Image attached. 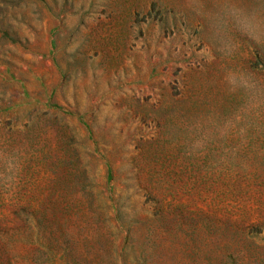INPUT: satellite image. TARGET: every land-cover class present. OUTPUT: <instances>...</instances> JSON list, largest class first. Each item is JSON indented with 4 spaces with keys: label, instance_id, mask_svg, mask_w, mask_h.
Returning <instances> with one entry per match:
<instances>
[{
    "label": "rangeland",
    "instance_id": "obj_1",
    "mask_svg": "<svg viewBox=\"0 0 264 264\" xmlns=\"http://www.w3.org/2000/svg\"><path fill=\"white\" fill-rule=\"evenodd\" d=\"M253 15L264 0H0V264H264Z\"/></svg>",
    "mask_w": 264,
    "mask_h": 264
},
{
    "label": "clouds",
    "instance_id": "obj_2",
    "mask_svg": "<svg viewBox=\"0 0 264 264\" xmlns=\"http://www.w3.org/2000/svg\"><path fill=\"white\" fill-rule=\"evenodd\" d=\"M239 12V9H236L234 12L228 13L229 15H236ZM246 30L253 39L257 41L264 40V21H260L256 18L255 15L244 17L240 21ZM223 20L221 18L216 19V39H218L225 48H229L230 41L226 40L222 31Z\"/></svg>",
    "mask_w": 264,
    "mask_h": 264
}]
</instances>
